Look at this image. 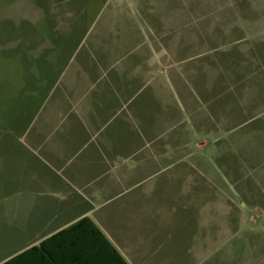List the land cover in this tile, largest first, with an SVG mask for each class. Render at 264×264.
Here are the masks:
<instances>
[{
  "label": "crops",
  "instance_id": "0c3cea01",
  "mask_svg": "<svg viewBox=\"0 0 264 264\" xmlns=\"http://www.w3.org/2000/svg\"><path fill=\"white\" fill-rule=\"evenodd\" d=\"M58 3L2 67L0 264H264V0Z\"/></svg>",
  "mask_w": 264,
  "mask_h": 264
},
{
  "label": "rangeland",
  "instance_id": "374dc122",
  "mask_svg": "<svg viewBox=\"0 0 264 264\" xmlns=\"http://www.w3.org/2000/svg\"><path fill=\"white\" fill-rule=\"evenodd\" d=\"M58 1L60 0H0V115L3 117L14 115L16 109L13 108V105H16L18 97L7 91L8 78H6V82L3 80L2 67L9 73L10 58L7 60V57L11 56V52L16 51L18 44L30 45L32 43L33 20L43 15L48 17L49 14L56 15V18L59 19V13L66 6ZM67 8L72 9V6ZM4 56L7 60L5 65H3ZM15 78L16 80H13ZM18 79V74L11 78L17 83ZM3 225L4 223H0V236Z\"/></svg>",
  "mask_w": 264,
  "mask_h": 264
}]
</instances>
